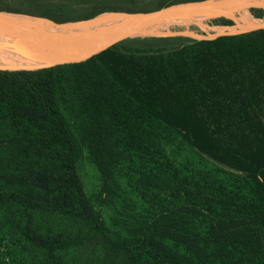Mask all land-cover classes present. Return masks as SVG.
Returning a JSON list of instances; mask_svg holds the SVG:
<instances>
[{"label":"trees","instance_id":"trees-1","mask_svg":"<svg viewBox=\"0 0 264 264\" xmlns=\"http://www.w3.org/2000/svg\"><path fill=\"white\" fill-rule=\"evenodd\" d=\"M186 1L199 0L0 1V11L66 22ZM177 138L208 168L176 164L165 147ZM82 149L108 224L84 191ZM4 240L44 264H77L98 240L131 264H264V30L138 37L81 63L0 70Z\"/></svg>","mask_w":264,"mask_h":264},{"label":"water","instance_id":"water-1","mask_svg":"<svg viewBox=\"0 0 264 264\" xmlns=\"http://www.w3.org/2000/svg\"><path fill=\"white\" fill-rule=\"evenodd\" d=\"M253 10L264 14V0L186 1L147 12L111 11L89 19L66 22H55L38 15L0 11V48L27 55L41 49H55L63 58L71 56L60 63L42 68L76 64L132 39L154 37L157 31L165 27L223 19L231 22V27L239 28V33L220 32L216 36L198 40L264 30V21L246 26L238 23L237 17L243 11L250 14Z\"/></svg>","mask_w":264,"mask_h":264},{"label":"rangeland","instance_id":"rangeland-1","mask_svg":"<svg viewBox=\"0 0 264 264\" xmlns=\"http://www.w3.org/2000/svg\"><path fill=\"white\" fill-rule=\"evenodd\" d=\"M4 5L9 7H20L23 9H29V4L34 0H0ZM37 1H60V0H37ZM103 1V0H96ZM105 1H118V0H105ZM138 5H143L149 0H136ZM178 3V2H177ZM45 5V4H42ZM45 8V6H43ZM64 13L69 15H74L76 9H67L63 10ZM253 16V14L250 12ZM247 11L246 15L249 16L252 20L256 21V18L251 17ZM241 16L237 17V21L241 23ZM264 21L263 19H259ZM257 20V21H259ZM245 23V21H244ZM231 25L222 24L221 22H206L199 26H190L183 28H165L159 30L153 36L157 37H171V36H183L188 38H202L208 36H216L220 31L230 28ZM220 30L219 32H217ZM217 32V33H216ZM228 31H225L227 33ZM238 32V31H237ZM239 33V32H238ZM197 40V39H195ZM69 57H64L58 60L56 63H60L64 59ZM36 70V69H35ZM166 153L169 157L178 165H188L189 167H203L208 168L204 165V162H200L198 158L189 150V148L182 143L179 138L173 144H169L165 147ZM86 152L82 149L81 157L79 160V173L83 182L84 191L86 195L91 199V202L99 212L103 221L108 224L111 217L114 216L112 207L109 205L101 204L98 194L100 191V180L97 171L94 166L86 159ZM12 249L9 246V242L6 240L0 243V264H44V262L37 257L34 253L27 254L26 260L21 256H16L15 253L11 254ZM77 264H131L126 255L116 249L106 248L101 240L94 241L93 244L83 253L79 254Z\"/></svg>","mask_w":264,"mask_h":264},{"label":"bare ground","instance_id":"bare-ground-1","mask_svg":"<svg viewBox=\"0 0 264 264\" xmlns=\"http://www.w3.org/2000/svg\"><path fill=\"white\" fill-rule=\"evenodd\" d=\"M241 26L260 24L262 21H254L246 15V11L241 14ZM240 21V20H238ZM245 21V23H244ZM220 31V30H218ZM228 31L229 33H238L239 28L230 27L220 32ZM238 31V32H237ZM219 32V33H220ZM63 58L55 49H41L33 54L27 55L17 51H9L0 48V70L20 71V70H35L53 63Z\"/></svg>","mask_w":264,"mask_h":264},{"label":"built area","instance_id":"built-area-1","mask_svg":"<svg viewBox=\"0 0 264 264\" xmlns=\"http://www.w3.org/2000/svg\"><path fill=\"white\" fill-rule=\"evenodd\" d=\"M213 21H216V20H211V21H205V22H200V23H197V24H190V25H181V26H171V27H165V28H183V27H190V26H199V25H202L203 23H206V22H213ZM163 28V29H165ZM163 29H160V30H163ZM219 32V31H217ZM216 32V33H217ZM228 33V32H227ZM219 34V33H218ZM192 39H200V38H192Z\"/></svg>","mask_w":264,"mask_h":264},{"label":"flooded vegetation","instance_id":"flooded-vegetation-1","mask_svg":"<svg viewBox=\"0 0 264 264\" xmlns=\"http://www.w3.org/2000/svg\"><path fill=\"white\" fill-rule=\"evenodd\" d=\"M252 14H253V13H252ZM253 16L255 17V16H256V13H254ZM263 18H264V14L262 13L260 19H263Z\"/></svg>","mask_w":264,"mask_h":264}]
</instances>
